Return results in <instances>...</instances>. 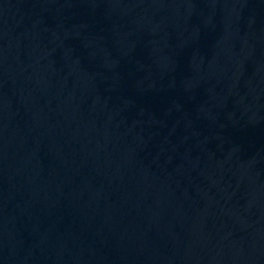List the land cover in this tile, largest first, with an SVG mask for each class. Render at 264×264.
I'll return each mask as SVG.
<instances>
[{
	"label": "water",
	"instance_id": "water-1",
	"mask_svg": "<svg viewBox=\"0 0 264 264\" xmlns=\"http://www.w3.org/2000/svg\"><path fill=\"white\" fill-rule=\"evenodd\" d=\"M0 264H264V0H0Z\"/></svg>",
	"mask_w": 264,
	"mask_h": 264
}]
</instances>
